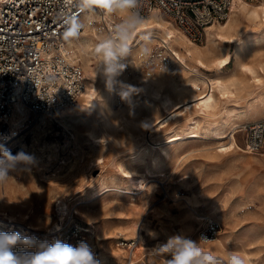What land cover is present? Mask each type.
<instances>
[{"label":"bare ground","instance_id":"6f19581e","mask_svg":"<svg viewBox=\"0 0 264 264\" xmlns=\"http://www.w3.org/2000/svg\"><path fill=\"white\" fill-rule=\"evenodd\" d=\"M144 21L136 35H142L141 40L151 37L162 42L161 46L171 47L179 57L176 62L183 69L189 71V75L184 81L176 82L163 75L141 78L137 83L139 90L152 97L153 100L144 101L142 104L126 99L127 103L121 108H117L115 102L119 83L114 84L110 90L106 85L103 72L97 65L93 66L94 63L101 64L102 58L95 52L99 41L96 42L89 35L88 29L92 28L88 26L74 44L83 56V66L88 77L92 78L94 83L87 87L84 99L78 108L64 110L60 113L59 125L63 126L65 130V144H61L59 140L47 138L46 126L44 125L51 122L47 118H42L37 123L32 124L34 126V132H32L35 134L29 144L24 143L21 139V134L24 131L19 129V125L28 119V114L25 111L15 115L14 127L11 131L1 133L0 142H3L0 143V146L3 148L19 144L26 150V153L33 152L36 156L35 165L38 170L27 175L25 181L20 182L15 176V172H10V178L7 182L0 183V214L17 223L19 227L15 228L14 232L19 233L22 237H28L26 234L29 229L37 231L42 236L52 226L50 220H53L54 216L43 213L48 220L40 218L42 214L37 210L39 204L37 202L38 205L35 206L33 199L37 197L38 200L51 189H60L63 195L67 197L65 203H59L60 210L64 213L73 205L79 216L88 223L95 225L94 232L88 238V244L96 255L95 238L101 235V226L99 228L96 223L98 217L105 211L102 208L101 210L95 209L94 205L82 204L87 201L85 198H97L101 193L108 190L110 185H114L123 179L126 183L132 182L133 184H142L146 181L144 174L136 171L125 162L119 163L116 167V174L106 173V170L103 169L106 165V155L101 150L114 139V134L119 131L116 122L121 121L130 127L135 134L142 137V141L146 145L142 152L145 154H150L153 149H157L159 154L171 159L175 156V151L180 147L183 140L208 135L219 140L220 144L218 143L216 151L227 153L239 150L247 153L238 141L237 133L240 131V125L237 124L236 120L238 116L250 119L253 115L252 112L243 109L237 114L227 109L221 115H217V113L220 101H230L236 97L235 85L238 82V75L234 72L236 69L250 73L258 80L260 79L258 72L264 71L262 64L255 66L246 62V59L251 56V51L247 50L246 41L242 38V31L248 23L264 25V0H258L254 4L248 0H235L228 20L224 23H216L207 29L208 43L204 46L195 44L171 20L158 12H153L149 19L146 18ZM233 45L235 47L236 68L232 74L224 76L222 70L231 63V55L227 53L222 57L216 56V49L220 46L229 49ZM187 60L193 62L194 65H189ZM199 68L215 71V74L213 76L208 75ZM175 72V69L170 71V73ZM123 80L128 86L125 82L126 76ZM143 108H146L149 113L145 114ZM74 113L77 115L89 113L94 116L91 123L93 130L89 132L88 138L94 142L91 149L97 150L98 154L91 158L88 165H91L92 169L97 166L96 170L101 169V172L97 176L92 174L91 179L87 181L83 177L82 169L73 160L75 156L72 153L78 152L77 138L81 134L78 126L70 122L75 120ZM70 142H74L73 149L70 150L69 148L68 154L60 156L61 150L66 149ZM170 143L172 144L170 145ZM78 156L76 158H80ZM54 159L57 160V165L51 169L52 164L50 162ZM81 198L84 200L79 201L77 205L76 202H73V200L77 201ZM40 201L42 200L40 199ZM81 204L83 206L80 208L78 205ZM187 204L190 205L191 201L187 200ZM213 208V213L221 215L219 207ZM32 213L35 215L33 216ZM55 217L56 223L57 214ZM126 219L129 220L130 218ZM188 219L192 221H189L188 226L193 229V221L199 220L201 217H194L188 213ZM125 228L128 230V235L134 233V223H125ZM223 229L224 227L222 232ZM221 234L213 243L205 244L202 242V247L206 250L215 249L216 254L221 256L226 252L235 251L228 248L227 238ZM40 236H37L36 239L44 241ZM124 243L121 244L128 247ZM137 245L128 247L129 256L127 259L129 261L135 260ZM111 254L122 258L124 251L113 249ZM241 254L246 256L249 264H264V262L257 263L252 254L248 252Z\"/></svg>","mask_w":264,"mask_h":264},{"label":"rangeland","instance_id":"374dc122","mask_svg":"<svg viewBox=\"0 0 264 264\" xmlns=\"http://www.w3.org/2000/svg\"><path fill=\"white\" fill-rule=\"evenodd\" d=\"M248 1L254 4L258 0ZM252 24L248 23L242 31V38L246 41L247 50L251 51V56L246 59V62L255 66L262 64L264 67V25ZM88 33L96 42L105 38L104 35L96 33L93 29H88ZM146 41L153 46L158 42L160 45L162 44V42L151 37H148ZM193 42L200 46L206 45L208 43V31L205 41ZM174 49L177 50L176 47ZM182 50L184 51V49ZM134 51L136 52V48ZM234 51V45L229 49L222 46L216 49V56L222 57L227 53L231 55V63L222 70L224 76L232 74L236 68ZM79 57L83 65V56L80 51ZM187 63L194 65L190 61ZM96 65L98 68L102 67L99 63L93 64V66ZM175 65V73L158 70L152 76L163 75L176 82L184 81L189 75V71L183 69L177 62ZM200 70L211 76L215 74V71L205 68ZM234 72L238 75V82L235 85L236 97L230 101H220L217 115H221L227 109L237 114L243 109L250 110L254 115H251L250 119L238 116L236 122L241 126L252 119L264 117V71L258 72L259 80L252 74L238 69ZM85 74L88 87L94 81L88 77L86 70ZM125 76V82L134 89L130 92L127 101L143 104L144 101L153 100L152 97L139 90L137 83L141 77L137 75L126 74L120 82L116 80L119 83L118 88L121 85L126 86L123 80ZM202 89H204L203 86ZM83 99L84 96L76 108L80 106ZM126 103V99L121 103L118 102L117 91L115 106L121 108ZM143 110L145 114L149 113L146 108ZM73 116L75 120L70 122L77 125L81 131L77 138L78 152L72 153L75 156L73 160L82 169L83 177L87 181L91 179L92 174L97 176L101 172V169L96 170L97 166L92 169L91 165H88L91 158L98 154L97 150L91 149L94 142L88 138L89 132L93 130L91 123L94 116L89 113L83 115L74 113ZM50 123L44 125L46 126L47 138L59 140L61 144H65L64 127ZM116 124L119 131L114 134V139L101 150L106 155V165L103 169L106 170V173L116 174V167L119 163L125 162L136 171L144 174L146 181L142 184L126 183L124 179L117 181L99 197H86L87 201L82 203L94 205L95 209L101 210L102 208L105 211L98 217L96 223L99 228L101 226V235L95 238L96 258L100 262L128 264L129 248L121 243L135 241L138 245L135 249L134 261L139 262V264H166L168 257L154 254L153 249L166 242L169 236L181 234L193 240L199 239L198 230L202 221L200 219L194 220L193 229H190L188 223L191 220L188 219V213L194 217H199V215L218 217L224 227L222 234L227 238L228 248L240 253L248 252L252 254L257 263L264 262V151L256 154L243 153L239 150L227 153L219 152L216 151L220 144L219 140L208 135L183 140L180 147L176 149L175 156L169 159L159 154L157 149H153L150 154H145L142 152L146 146L142 137L135 134L130 127L121 121L116 122ZM19 126L21 127V124ZM33 127L31 125L21 129L24 131L21 134L24 143H30L35 134ZM237 138L240 145L243 146L244 133L239 131ZM225 140L227 142V139ZM70 143L66 149L61 150L60 156L68 154L69 148L70 150L73 149L74 142ZM6 149L13 155L20 151H26L19 144L8 146ZM28 154L36 157L33 152ZM77 156L80 158H76ZM56 162L55 159L50 162L52 164L51 169L57 165ZM36 170L38 169L34 163L30 170L13 172L22 182L25 181L27 175ZM12 174L14 175V173ZM66 200L67 197L63 195L60 189H51L38 200L37 197H34L33 202H35V206L39 204L37 210L42 214L40 218L47 219L43 213L54 216V219L50 220V224L53 225L56 221V209L59 203L63 204ZM83 200L81 198L77 201L73 200V202H76L77 205L79 201ZM187 200L191 201L190 205L187 204ZM82 204L78 206L81 208ZM72 206L68 209L69 211L74 209ZM215 206L219 207L221 215L212 212ZM193 209L196 211L194 212ZM32 215L35 214L32 213ZM76 217L82 225L91 227V236L95 230V225L88 223L79 215ZM126 218L130 219L127 220ZM129 222L134 223V233L131 235H128V230L125 228V223ZM22 248L27 252H34V248ZM113 249H121L124 251V256L120 258L111 254Z\"/></svg>","mask_w":264,"mask_h":264},{"label":"built area","instance_id":"2783aa9c","mask_svg":"<svg viewBox=\"0 0 264 264\" xmlns=\"http://www.w3.org/2000/svg\"><path fill=\"white\" fill-rule=\"evenodd\" d=\"M234 1L139 0L138 11L144 19L158 12L191 40L203 42L209 27L227 21ZM119 22V17L106 16L99 10L81 11L80 0H0V136L13 129V119L21 111L27 112L28 119L19 129L28 128L42 118L59 125L60 113L75 109L87 89V77L74 43L88 26L107 37ZM73 27L77 35L66 40L64 33ZM141 36L135 33L129 42V54L121 61L126 66L115 78L119 82L126 74L145 79L158 70L176 69L179 57L171 47L159 42L153 46L147 38L141 40ZM123 90L120 86L119 103L124 101L120 95ZM239 128L244 133V151L250 154L264 151V117L243 123ZM56 210L57 222L42 236L33 229L27 230L26 235L73 246L82 241L87 243L92 229L77 220L76 209L63 213L58 206ZM199 217L202 221L199 238L204 236L207 243H213L222 232L221 220L211 215ZM18 227L13 219L0 214V232H14ZM124 244L129 247L136 242ZM17 251L27 252L20 246ZM128 264L139 262L130 260Z\"/></svg>","mask_w":264,"mask_h":264},{"label":"clouds","instance_id":"9594fccd","mask_svg":"<svg viewBox=\"0 0 264 264\" xmlns=\"http://www.w3.org/2000/svg\"><path fill=\"white\" fill-rule=\"evenodd\" d=\"M139 0H80L81 11L99 10L106 16H117V23L111 35L102 39L95 52L102 58L100 71L106 78V85L111 90L117 83L116 77L125 68L121 61L129 54V42L144 24V17L138 11ZM87 18V17H86ZM75 27L64 33L66 40L75 37ZM127 90L121 91L122 99H127L131 86L121 85ZM35 157L24 151L13 155L8 149L0 146V183L10 178V172L30 170ZM155 236V234H153ZM208 238L201 236L193 240L181 234L169 236L163 244L153 249L156 255H166V264H249L245 255L229 251L217 255L215 249L206 250L202 242ZM18 246L35 248L34 252H19ZM0 264H100L95 254L85 242L76 246L60 240L39 241L35 237H22L16 232H0Z\"/></svg>","mask_w":264,"mask_h":264},{"label":"crops","instance_id":"0c3cea01","mask_svg":"<svg viewBox=\"0 0 264 264\" xmlns=\"http://www.w3.org/2000/svg\"><path fill=\"white\" fill-rule=\"evenodd\" d=\"M255 119H257V118H255ZM255 119H252V120H255ZM224 230V229H223ZM223 233V232H222ZM96 256V255H95Z\"/></svg>","mask_w":264,"mask_h":264},{"label":"snow or ice","instance_id":"6c2138e0","mask_svg":"<svg viewBox=\"0 0 264 264\" xmlns=\"http://www.w3.org/2000/svg\"><path fill=\"white\" fill-rule=\"evenodd\" d=\"M246 71H247V69H246ZM211 102V101H210Z\"/></svg>","mask_w":264,"mask_h":264}]
</instances>
